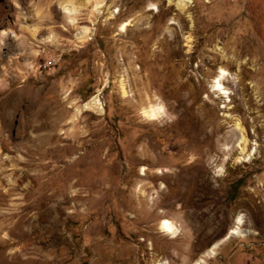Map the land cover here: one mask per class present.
<instances>
[{
	"label": "rangeland",
	"instance_id": "374dc122",
	"mask_svg": "<svg viewBox=\"0 0 264 264\" xmlns=\"http://www.w3.org/2000/svg\"><path fill=\"white\" fill-rule=\"evenodd\" d=\"M186 7L105 0L77 43L52 0H0V264H195L239 215L249 232L205 264H264V0ZM99 88L103 112L72 119ZM237 120L256 148L241 162Z\"/></svg>",
	"mask_w": 264,
	"mask_h": 264
},
{
	"label": "bare ground",
	"instance_id": "6f19581e",
	"mask_svg": "<svg viewBox=\"0 0 264 264\" xmlns=\"http://www.w3.org/2000/svg\"><path fill=\"white\" fill-rule=\"evenodd\" d=\"M169 4H177L180 8H185L191 0H168ZM52 3H57L63 12L66 15V19L69 24H71L75 32V41L78 43L85 42L89 40L94 32V26L98 21L100 14L103 12V6L105 5V0H52ZM187 8V7H186ZM88 11L89 21L91 24H83L80 21V17L83 14V10ZM151 10H159V7L154 4L149 7ZM116 13H119V10L111 12V15L114 16ZM38 21L34 23L25 24V28L32 33L34 37H37L40 33L42 27L41 11L37 12ZM129 22H125L122 25V30H126ZM56 32L53 29L49 31L47 35L41 36V40L48 42L54 41L56 37ZM236 75V74H235ZM230 70L224 66L218 67V73L214 76L210 88L213 92L217 94L218 97H221L226 101H230L232 90L227 85V82H237V77ZM123 81V80H122ZM122 88L125 93H127L124 83L122 82ZM101 88H99L89 99L80 103L78 100H72V103L76 107V111L72 116V119L77 118L83 110H92L98 113H102L104 110L103 102L101 101ZM227 107V105L224 104ZM164 110L163 106L152 105L149 108L143 110L144 115L151 120L159 119L162 111ZM162 117V116H161ZM237 128L244 131L242 140L244 145L241 147V155L236 158L238 162L243 160L251 159L256 153V148L253 150L249 149V139L245 134V128L243 127L240 120L236 121ZM13 169V168H12ZM145 171V170H144ZM222 171V170H221ZM220 172V170H219ZM144 174L146 172H143ZM142 173V174H143ZM15 187V186H14ZM9 192V191H8ZM245 220L242 215H239L235 221V226L230 230L228 235L223 239L215 242L210 248L205 250L203 254L195 261V264H205L206 257H213L216 254L217 248L228 238L245 236L249 231L244 228ZM161 229L166 235H170L173 238L178 237L181 234V229L177 223L174 221L165 218L161 223ZM5 240V239H4ZM3 240V241H4ZM156 264H165L164 262H157ZM168 264V263H166Z\"/></svg>",
	"mask_w": 264,
	"mask_h": 264
}]
</instances>
